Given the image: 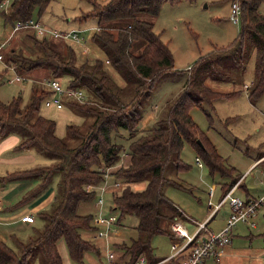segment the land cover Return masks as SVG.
<instances>
[{"label": "trees", "instance_id": "1", "mask_svg": "<svg viewBox=\"0 0 264 264\" xmlns=\"http://www.w3.org/2000/svg\"><path fill=\"white\" fill-rule=\"evenodd\" d=\"M87 1L91 10L78 19L81 22L89 19L96 22L98 29L92 40L105 53V61H80L74 47L68 46L65 52L58 50L48 37L40 38L32 29L23 32L39 54L30 57L16 48L11 49L12 56L7 65L13 67L18 75L25 77L33 71L47 69L51 77L67 79L68 87L88 91L95 98L94 103L73 100L69 103L83 113L93 115L95 120L85 133L76 127H69L72 135L81 139L78 145L72 147L57 136L56 122L39 113L40 104L51 95L50 91L34 89L31 102L27 105H24L20 95L9 103L0 101V142L17 131L24 139L16 150L37 146L54 159L49 165L1 176L0 183L17 179L40 181L18 202L25 205L38 198L56 174L61 175L52 206L37 214L42 226L35 227L27 241L12 236L17 250L0 240V264H32L36 254L41 257L42 264H64L58 249L61 240L66 242L70 258L77 264L84 263L88 251L99 254L97 245L82 234L83 231L96 233L94 216L81 215L78 210L81 204L96 199V192L89 191L88 187L101 185L107 177L114 179V186L120 184L112 193L113 211H118L121 219L126 216L138 219L136 236L129 244L118 246L123 254L114 264H136L141 256L147 258V264H155L161 259L153 254V239L162 234L174 238L171 225L177 219L187 218L162 191L164 184L170 181L166 171L171 162H175L178 169L188 168L181 159L185 145L197 150L212 175L220 173L229 178L225 184L226 193L241 177L234 168L224 165L217 149L190 115L193 106L231 94L197 85L193 74L184 90L167 105L166 113L157 117L150 129H140L145 118V104L151 97L156 80L175 69L168 44L155 32L154 23L149 18L156 17L164 3L176 4L182 0ZM237 1L241 6L240 36L219 53L201 57L197 66H208L207 75L221 80L227 75L216 69L213 64L215 57L222 62L230 57L232 67L243 68L247 57L255 50L256 81L250 98L256 99L264 91V0ZM5 2L0 0V5ZM51 2L12 0L8 13L1 14L6 22L14 26L16 21H27L36 14L40 18ZM136 42H142L139 53L134 51ZM105 62L121 74L125 86L120 87L111 79L104 68ZM228 65L229 62L225 66ZM127 94L132 97L126 102L124 97ZM122 131L130 140L127 148L116 141L118 136H123ZM197 140L203 143L204 148ZM142 182H146L145 188L133 189V184Z\"/></svg>", "mask_w": 264, "mask_h": 264}, {"label": "rangeland", "instance_id": "2", "mask_svg": "<svg viewBox=\"0 0 264 264\" xmlns=\"http://www.w3.org/2000/svg\"><path fill=\"white\" fill-rule=\"evenodd\" d=\"M98 1L104 3L107 0ZM233 1L235 0H182L176 4L164 3L159 14L156 17L149 18L154 23L155 32L160 34L162 40L168 44L174 57L175 69L165 72L156 80L151 97L145 104V115L150 112H153L156 116L158 115V117L164 115L167 105L184 90L192 74L197 85L209 87L222 94H231L210 103L204 102L201 106H193L190 109V115L204 133V136L217 149L224 165L227 168H234L235 173L242 175L255 162L254 160L263 154L261 153L262 150L264 152V91L256 99L250 98L256 81V52L255 50L251 51L243 68L232 67L233 60L230 57L223 59L225 62L215 57L213 64L216 69L225 72L227 75L226 78L221 80H214L207 75L206 69H208V66H197L201 57L219 53L221 49L228 48L240 36L241 23H235L229 18ZM11 2L12 0H6L3 3L4 8L0 11V43L5 44L3 50L4 60L0 61V74H2L0 101L9 103L14 97L20 95L23 98L24 105H27L31 102L34 89L43 88L41 83L38 84L34 79L37 77H51V72L47 69H39L25 75V77L22 76L23 80L21 82H9L18 75L13 67L7 65L12 56V48H16L30 57L39 54L38 50L33 47L32 42L26 39L27 34L23 31L15 33L13 24L6 22L3 18L1 13H8ZM89 10H91V5L87 0H52L47 11L40 18L37 14L34 18L40 21L43 27L51 30L59 32L78 31L81 37L80 41H74L72 38H53L50 33L48 39L64 42L66 46L74 47L80 61L91 63L97 59L105 61V53L92 40L97 31L96 22L91 19L81 22L78 19ZM141 44L142 42L134 44L135 52L139 53ZM227 62H229V65L225 66ZM192 67L195 69L194 72ZM104 68L118 86H125V80L111 64L105 62ZM61 81L64 86L68 85L67 79L63 78ZM84 93L83 100L88 104L94 103L95 98L86 90H84ZM131 97V94H127L124 99L127 102ZM69 101H72V99L64 98V107L58 110L55 107H46L45 100H42L39 113L48 119L54 120L57 124V136L74 147L80 143L81 139L73 136L69 127H76L85 133L93 124L95 117L74 108ZM121 133L123 136H118L116 141L127 148L130 140H128L126 132L122 131ZM18 137L20 141L24 139V136L19 132ZM22 152L35 153L37 158L31 166L20 169H29L36 165H49L54 162L53 158L47 156L37 146ZM3 157H5V154ZM197 157L201 158L197 150L186 144L181 153V159L187 164L188 168L178 169L175 162H171L166 171V177L170 181L164 184L162 191L174 204L181 207L189 217L204 222V217L209 215V211L212 212L209 206L217 202L220 190L229 178L223 177L220 173L212 175L205 163L202 167L196 165ZM14 167L16 166L0 161V174L18 169ZM259 177L258 171L253 170L246 184L252 185L255 180L259 182ZM60 179L61 175L56 174L41 195L52 188L55 189L56 194ZM107 181V190L103 194L105 201L103 208L96 205L100 197L98 196L100 191H98L95 201L80 205L79 213L81 215H88L89 213L93 215L94 225L101 229H104V227L99 224L97 217L100 212L104 216L114 214L120 223L111 228L108 236L97 239L94 232H82L83 236L93 241L100 251L99 254L94 251L86 252L83 264L96 262L98 264H108L109 252L114 253L118 262L121 254H123L118 246L123 243L129 244L131 238L136 236L137 217L126 216L121 219L120 213L113 211L112 193L116 187L113 184V178L108 177ZM132 187L141 190L146 187V182L133 184ZM212 187H215L217 193L210 201L208 193ZM0 189H2V186H0ZM28 205H23L21 208L28 207ZM13 211L6 212L11 213ZM261 222L262 225L258 229H253L251 232L247 231L248 235L245 238L234 239L233 244L228 249L230 251L226 252L221 260H213L210 264H264V223ZM41 225L42 221L38 219L33 228L31 226L29 230L32 232L35 227H41ZM195 225V223H186L185 226L190 235L196 233L197 227ZM213 225L215 224L213 223ZM29 230L25 231L24 236H20L22 241H27L29 235L33 234L28 235ZM250 233L253 236L249 235ZM174 241V238L166 234L156 236L152 243L155 257L161 259L171 255V245ZM9 244L17 250V246L12 240ZM58 249L64 264H77L70 258L64 240L59 242ZM32 264H42L41 257L36 254L32 259Z\"/></svg>", "mask_w": 264, "mask_h": 264}, {"label": "built area", "instance_id": "3", "mask_svg": "<svg viewBox=\"0 0 264 264\" xmlns=\"http://www.w3.org/2000/svg\"><path fill=\"white\" fill-rule=\"evenodd\" d=\"M4 8V5H0V10ZM229 18L235 23L240 22L241 17V6L240 3L235 0L231 3V8L229 12ZM25 29H32L36 32L37 36L40 38L48 37L49 33L53 38H72L74 41H80L81 37L78 31L69 32H59L56 30H51L47 27H43L40 21L35 18H31L27 21H16L14 23V32H20ZM98 29V28H97ZM5 44L0 43V61L4 60L3 50ZM23 77L17 75L15 78L9 80L10 83L21 82ZM42 85L45 86L51 95L45 99L46 107H55L60 110L64 107V98L72 99L80 103H86L83 98L85 93L83 89L80 88H70L62 84L61 79L49 77L43 80ZM196 162L198 166H204L201 158L197 157ZM264 163V156L256 161L254 166ZM119 187L120 184H115ZM237 186V185H236ZM222 198V200L215 206L212 207L211 218L215 216L217 211L222 207L223 204L229 203L231 208V213L227 219L226 224L218 232L212 233L208 238H201V233L206 230L207 224L211 218L205 222L195 221L190 218L197 225V230L194 235H190L188 229L185 227L181 219H177L171 225V230L174 234V242L171 245V255H169L162 262L184 257L183 264H204L208 259H219L225 248L232 243L234 229L238 224H245L251 227L256 226L255 218L259 212L264 214V193L257 199L243 200L233 194L235 187ZM89 191H95L94 186L88 187ZM104 190V189H103ZM214 187L210 189V195H213ZM105 201L102 195H100L97 205L103 207ZM98 222L104 229L97 228L95 237H105L110 233L111 228L119 223L117 216L111 214L109 216H104L100 214L97 216ZM22 221L26 223H34L35 218L32 215H26L22 217ZM201 238V239H200ZM183 241V242H182ZM109 264L115 263V256L113 252L108 254ZM136 264H147V258L141 256Z\"/></svg>", "mask_w": 264, "mask_h": 264}, {"label": "crops", "instance_id": "4", "mask_svg": "<svg viewBox=\"0 0 264 264\" xmlns=\"http://www.w3.org/2000/svg\"><path fill=\"white\" fill-rule=\"evenodd\" d=\"M49 41L55 48H57L58 50L64 51V52L66 51V49L68 47L65 45L64 42H59V41L54 40V39L49 40ZM45 78H49V77H43V78L37 77L36 79H34V81L39 84L41 82V80L43 81ZM41 89L49 91L45 86H43V88H41ZM157 117H158V115L156 116L153 112L147 113L145 115V118H144L142 124H141L140 129L141 130L150 129L152 127L153 123L155 122V120L157 119ZM10 135H12V136H8L4 140H2V142H0V161L2 163L5 162L6 164L14 165V166H16L14 168H18V169L14 170V171H7L6 174H0V177L6 176L7 174H10V173H13L16 171L28 170V169H20V168H26L28 166H31V164L33 162H35V160L37 158L35 153H32V152L31 153H23L22 151L16 150V147L21 142L20 138L18 137L17 131L11 133ZM23 151H28V150H23ZM261 153H263V154L254 160L255 162H253V164L248 168L246 173H244L242 175L240 174L241 177L234 184V186H236V185L237 186L235 187L233 194L237 197H240L243 200L257 199L260 196H262L264 193V163H261L258 166H254L256 161L264 156L263 150ZM4 154H5V157H3ZM196 165H198L197 162H196ZM38 166H44V165H36V166H33L29 169L36 168ZM253 170L258 171V174L260 176L259 177L260 181L258 182L257 180H255L254 184L247 185L246 182L248 180L249 175H251V173L253 172ZM1 172H4V171H1ZM227 181L229 182V179H227ZM107 182L108 181L106 179V181L104 183H102L101 185L94 186L96 194L98 193V191H100V194L98 196H100V195L103 196L104 192L107 190V187H106ZM109 182H111V180H109ZM39 183H40V181H38L37 179H17V180L8 181L5 184L0 183V186H2V189H0V240L9 243L13 238L12 236H17L20 239L21 238L20 236H24V233L26 230H29L31 228V226L33 228V225L36 224V222L38 220V216H37L38 212H40L41 210H44V209H49L52 206L54 199H55V195L57 194V193L55 194L54 188H52L48 192L46 191L43 195L39 196L38 198H36L33 201H31L30 203H28L29 204V205L27 204L28 207L21 208V207H23V205L18 204V202L24 196H26L30 191L35 189L39 185ZM227 183H225V184H227ZM225 184L223 185L222 189L220 190L219 199H217V202L215 204H213V205L211 204L209 206V209L211 208V211H212V207L217 205L222 200V198L230 191L229 190L226 193L227 187L225 186ZM216 193L217 192L215 190V187H214L213 195H210V191H209L208 197H209L210 201H212V198H214V196H216ZM96 205H97V203H96ZM177 207L180 208V210L183 211L184 215L187 217L186 219L182 220L184 225H186V223L187 224L188 223H191V224L195 223L192 220H190V218L193 219V217H189L188 214L181 207H179V206H177ZM101 208H103V207H101ZM12 210H14V211L11 213L6 212V211H12ZM211 213L209 211V215L204 217V222L209 219ZM230 213H231V208L229 206V203L223 204L222 207L217 211L215 216L213 218H211V220H209L206 230L201 233L200 237L205 239V238H208L212 233H215V232H218L219 230H221L223 228V226L226 224ZM26 215L34 216L35 222L34 223L23 222L22 217L26 216ZM195 220L198 221V219H195ZM216 220L218 223L216 222ZM255 221H256L255 227H251V226H248L245 224H238L234 229V235H233L232 243L229 244L225 248L222 256L219 259H208L204 262V264H210L211 261H213V260H216V261L221 260L222 257L225 255V253L230 251L228 249L233 244L234 239H237L239 237L245 238L248 235L247 231L251 232V230H253V229H258V227L260 225H262L261 221H263V223H264V214L259 212L255 218ZM199 222H201V221L199 220ZM212 222L215 225H213ZM195 226L197 227V225H195ZM196 230H197V228H196ZM31 233H34V229L32 232L29 230L28 235ZM263 234H264V232H263ZM32 235H29V237H31ZM249 235L253 236V234H251V233ZM167 257L161 258V260L155 264H163V263H169V262L172 264H183L184 257L168 260L167 262L166 261L162 262ZM115 262H116V259H115ZM92 264H98V263L96 262V263H92ZM108 264H109V260H108Z\"/></svg>", "mask_w": 264, "mask_h": 264}, {"label": "water", "instance_id": "5", "mask_svg": "<svg viewBox=\"0 0 264 264\" xmlns=\"http://www.w3.org/2000/svg\"><path fill=\"white\" fill-rule=\"evenodd\" d=\"M197 143H198L202 148H204V145H203V143H202L200 140H197Z\"/></svg>", "mask_w": 264, "mask_h": 264}]
</instances>
